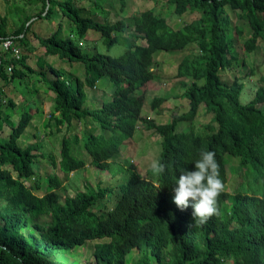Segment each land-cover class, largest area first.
Here are the masks:
<instances>
[{
  "label": "trees",
  "instance_id": "obj_1",
  "mask_svg": "<svg viewBox=\"0 0 264 264\" xmlns=\"http://www.w3.org/2000/svg\"><path fill=\"white\" fill-rule=\"evenodd\" d=\"M33 1L39 10L12 30L0 14V41L11 38L22 50L15 58L0 49V80L6 86L26 76L50 91L49 118L56 129L65 125L76 132L71 147L66 134L61 136L59 169L68 178L69 172L93 165L97 177L94 185L84 183L86 191L62 195L61 179L48 175L44 191L36 193L41 186L34 163L41 144L20 141L33 116L31 107L16 122L2 117L1 85L0 120L10 129L0 140V264H77L65 254L91 241L94 263L83 264H126L127 255L136 250L141 253L136 264H264V74L257 64L245 62V53L258 42L264 45V0H169L178 16L198 12L177 28L150 8L135 13L128 23L107 21L105 5L113 0ZM118 1L123 7L124 0ZM61 23L68 25V32H61ZM127 27L132 32L125 35ZM88 33L100 35L108 45L124 43L125 48L117 56L93 46L89 52ZM31 39L38 41L42 53L35 51ZM192 44L196 49L176 68L187 109L173 110L162 123L143 116L134 93L155 77L156 53ZM50 56L68 69L49 62ZM67 63L81 64L82 75ZM226 72L229 79L221 75ZM96 87L107 98L94 105L88 90ZM163 101L153 97L151 109ZM200 106L211 121L199 127L194 118ZM74 121L83 125L79 137ZM140 126L161 138L157 159L167 168L159 177L151 167L142 176L128 159L116 160L119 147ZM201 150L215 151L225 191L217 202L218 215L194 226L192 207L177 209L172 188L179 168L194 170ZM228 157L237 158L239 170L250 164L255 177L247 186L239 180L233 192L227 186ZM51 162L56 164L53 158ZM30 179L32 186L26 184ZM158 185L162 187L157 191Z\"/></svg>",
  "mask_w": 264,
  "mask_h": 264
},
{
  "label": "rangeland",
  "instance_id": "obj_2",
  "mask_svg": "<svg viewBox=\"0 0 264 264\" xmlns=\"http://www.w3.org/2000/svg\"><path fill=\"white\" fill-rule=\"evenodd\" d=\"M39 8L40 4L38 2H34L33 0H0V14L6 17V25L8 24L6 28L9 30L14 29L27 15L37 12ZM148 8L152 9L154 13H158L163 16L174 28L182 26L185 22H190L198 16L197 11L191 10L185 11L180 16L176 15L173 10V4L169 2V0H124L123 7L120 6V2L118 0H113V4L111 6L105 5V9L108 10L107 21L110 22L122 19L128 23L135 13ZM52 18L51 21L53 20ZM32 19L33 17H30L26 24H28ZM63 21H65V19H63ZM238 21L241 22V19H238ZM43 24L44 21H41V25ZM61 32H68V25L65 26L61 23ZM131 32L132 30L129 27L123 31L125 35H128V33ZM245 34H248L246 29L244 30V35ZM93 35L94 34L88 33L85 40V48L89 52L93 46L95 50L100 53L117 56L125 48L124 43L116 42L112 45H108L103 38L100 37V35ZM30 42L37 53H42L43 48L37 40L31 39ZM136 42L143 43V40H137ZM259 43L261 42H258L259 46L252 52L245 53V62L247 65L257 64L259 66L258 71L261 74H264V45ZM195 49L196 46L192 44L181 50L166 52L158 51L156 53L154 58L156 61L155 67L152 69L155 77L148 80L134 93L142 102L141 114L143 116L150 117L151 119H154L155 122L162 123L170 120V114L173 110L182 112L187 109V100L183 97L184 87L180 84V78L176 76V68L180 59L186 54L190 55ZM21 55L22 50L20 51V56ZM54 59V56H50L49 62L56 64L55 61H57V64L61 65V68L68 69L65 67L64 63ZM50 64L52 65V63ZM67 65L76 75H82L83 67L81 64L77 65V63H73L70 66L67 63ZM221 75L226 77V79H229L230 73L226 72ZM103 81L107 82L109 80L104 78ZM184 81L190 82V78H186ZM1 85L3 86V96L1 101L2 117H9L12 122H16L20 112L24 111L28 105L31 107L33 116L30 120V124L26 127L25 132L22 134L20 141L23 145H25L39 140V143L41 144L38 152L36 151L38 156L34 163L36 171L38 172V181L41 186L38 190H35L36 193L41 194L44 191L46 182L45 176H50L52 174L61 179V185L65 188L60 191L62 195H70L76 190L86 191L84 186L85 182L94 185L97 174L95 173L93 165H89L83 170L78 169V171L69 172L68 178L64 177L63 172L58 167L61 136L66 134L68 144L71 147L75 144L73 136L76 132L66 130L65 125H59V128L56 129L54 120L49 118V113L53 108L51 92L44 90L40 83H36L35 80L29 79L26 76L23 77L20 82L17 79H13L12 83L6 86L0 80V86ZM35 89H37L38 93H35ZM88 96L90 98L94 97L93 104L96 105V102L99 101V99L101 100L107 98V93L106 91L96 87L88 90ZM158 96L164 97L165 101L156 107V109L152 110L150 107V101L153 97ZM8 99L12 102L11 106L8 105ZM90 100H87L88 106L91 103ZM209 121H211V115H206L203 112L202 106H200L198 113L194 118V123L198 124L200 127ZM72 125L76 126L75 129L78 133L77 136L79 137L80 132L84 130L83 125L81 122L75 121ZM9 129L8 124L5 121L0 120V140L6 139ZM34 134L39 139L36 138ZM160 139V136L153 130H146L142 126L137 127L132 138L128 139L119 147L121 152L116 160L124 161L128 159L129 162H132V164L136 167L138 172L142 176H145L146 169L151 167L152 162L157 159V156L160 153ZM78 143H80L79 140ZM52 158L56 163L55 165L51 162ZM228 160L226 173L228 179L227 186L230 188L231 192L237 188L239 180H243L242 183H244V186H247L251 181H253L255 177L253 176L250 164L242 165L241 170H239L237 168V158L228 157ZM104 177V181L108 179V176ZM32 182V179H30V182H27L26 184L32 186ZM42 220H45V218H42L41 221ZM33 231L36 230L33 229ZM94 242L95 241H91L75 247L74 250L65 254L66 260L77 264L89 262L94 263V256L92 254V245ZM140 255V251H132L129 255H127L126 264H136ZM151 264H153L152 260Z\"/></svg>",
  "mask_w": 264,
  "mask_h": 264
},
{
  "label": "clouds",
  "instance_id": "obj_3",
  "mask_svg": "<svg viewBox=\"0 0 264 264\" xmlns=\"http://www.w3.org/2000/svg\"><path fill=\"white\" fill-rule=\"evenodd\" d=\"M166 168V163L159 159L151 164L152 174L157 177L164 174ZM179 171V178L175 179L172 188L173 203L180 211L191 206L194 226H202L218 215L217 202L225 191L215 151L201 150L200 158L194 162V170L179 168ZM161 187L158 185L157 191Z\"/></svg>",
  "mask_w": 264,
  "mask_h": 264
},
{
  "label": "built area",
  "instance_id": "obj_4",
  "mask_svg": "<svg viewBox=\"0 0 264 264\" xmlns=\"http://www.w3.org/2000/svg\"><path fill=\"white\" fill-rule=\"evenodd\" d=\"M0 49L8 50L10 51L11 55L15 58L19 57V48L15 46L13 40L11 38H6L4 40L0 41ZM8 71H11V66L7 67Z\"/></svg>",
  "mask_w": 264,
  "mask_h": 264
},
{
  "label": "water",
  "instance_id": "obj_5",
  "mask_svg": "<svg viewBox=\"0 0 264 264\" xmlns=\"http://www.w3.org/2000/svg\"><path fill=\"white\" fill-rule=\"evenodd\" d=\"M46 2H47V0H46ZM46 9H47V6H45L44 12L46 11ZM44 12H43V13H44Z\"/></svg>",
  "mask_w": 264,
  "mask_h": 264
},
{
  "label": "crops",
  "instance_id": "obj_6",
  "mask_svg": "<svg viewBox=\"0 0 264 264\" xmlns=\"http://www.w3.org/2000/svg\"><path fill=\"white\" fill-rule=\"evenodd\" d=\"M8 25V24H7Z\"/></svg>",
  "mask_w": 264,
  "mask_h": 264
}]
</instances>
